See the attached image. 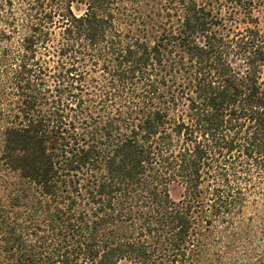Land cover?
<instances>
[{"label":"trees","instance_id":"1","mask_svg":"<svg viewBox=\"0 0 264 264\" xmlns=\"http://www.w3.org/2000/svg\"><path fill=\"white\" fill-rule=\"evenodd\" d=\"M255 1L0 0V264H264Z\"/></svg>","mask_w":264,"mask_h":264},{"label":"rangeland","instance_id":"2","mask_svg":"<svg viewBox=\"0 0 264 264\" xmlns=\"http://www.w3.org/2000/svg\"><path fill=\"white\" fill-rule=\"evenodd\" d=\"M255 3L259 8L257 7L255 9L254 14L258 15V17L260 18V23H261L262 28L264 30V0H256ZM73 9H74L75 13L82 14V13H84L86 6L84 4H81V3H74ZM172 190H173V195L175 197L179 196L180 191H181L180 187H175ZM120 264H137V263L126 259V260L121 261Z\"/></svg>","mask_w":264,"mask_h":264}]
</instances>
